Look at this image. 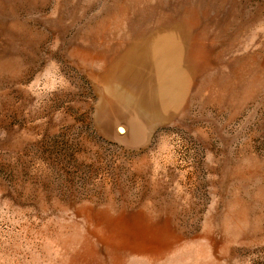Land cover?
<instances>
[{"label": "rangeland", "instance_id": "obj_1", "mask_svg": "<svg viewBox=\"0 0 264 264\" xmlns=\"http://www.w3.org/2000/svg\"><path fill=\"white\" fill-rule=\"evenodd\" d=\"M0 264H264V0H0Z\"/></svg>", "mask_w": 264, "mask_h": 264}, {"label": "water", "instance_id": "obj_2", "mask_svg": "<svg viewBox=\"0 0 264 264\" xmlns=\"http://www.w3.org/2000/svg\"><path fill=\"white\" fill-rule=\"evenodd\" d=\"M121 128V127H120ZM123 129H121V131H122Z\"/></svg>", "mask_w": 264, "mask_h": 264}]
</instances>
